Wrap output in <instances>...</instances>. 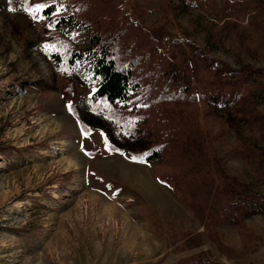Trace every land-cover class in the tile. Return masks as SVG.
<instances>
[{"label":"rangeland","instance_id":"rangeland-1","mask_svg":"<svg viewBox=\"0 0 264 264\" xmlns=\"http://www.w3.org/2000/svg\"><path fill=\"white\" fill-rule=\"evenodd\" d=\"M120 1L137 19L140 0ZM249 1L245 13L223 17L168 0L166 10L145 11L142 23L176 66L190 58L194 45L235 69L264 74V0ZM40 2L0 0V264H180L203 253L225 264H264V213L247 215L243 228L216 223V237L227 248L248 251L229 258L181 195L159 178L158 163L129 151L155 136L130 139L92 109L89 59L79 62L73 91L63 95L66 78L50 56L47 20L26 7L36 10ZM67 35L81 49L91 46L83 27ZM173 39L184 48L170 46ZM263 74L243 87L258 97L257 121L232 105L202 100L196 116L209 156L242 181L244 200L264 191V177L237 152L247 139L263 150L264 167ZM210 76L203 71L204 82L194 79L196 86L207 88ZM29 81L36 85H21ZM110 139L125 149L111 150ZM194 235L201 245L189 242Z\"/></svg>","mask_w":264,"mask_h":264},{"label":"trees","instance_id":"trees-1","mask_svg":"<svg viewBox=\"0 0 264 264\" xmlns=\"http://www.w3.org/2000/svg\"><path fill=\"white\" fill-rule=\"evenodd\" d=\"M184 1L223 17L245 13L250 5L249 0ZM167 3L168 0H140L137 19L131 17L120 0H41L39 5L45 7L38 11L32 6L26 7L36 18L47 20L50 56L66 78L63 95L73 91L79 62L89 59L93 71L91 80L95 86L90 100L92 109L111 119L115 128L130 139L155 136L156 140L148 141L145 147L128 148L129 151L135 158L157 162L159 178L172 186L193 214L205 223L219 249L231 259L243 257L248 251L239 254L227 248L216 237L214 227L222 221L243 228L247 215L264 213V191L253 193L245 200L240 197L242 181L229 175L216 157L209 156L196 116L198 103L202 100L220 107L232 105L243 112L249 122L257 121L253 105L258 97L245 92L243 87L257 74H263V70L235 69L190 42V58H183L176 66L142 23L145 11L166 10ZM254 18L252 16V20ZM82 27L90 36L91 46L86 49L75 45L67 35ZM175 44L184 48L179 39L169 42L170 46ZM203 71L211 73L207 88L198 87L194 82V79L198 83L204 82ZM21 85H36V82ZM181 105L190 109L183 110ZM70 106L80 125L86 128L77 109ZM206 111L211 113L210 109ZM109 148L119 152L125 149L111 139ZM237 152L264 177L262 149L244 139ZM188 240L196 245L203 243L199 235ZM256 240V237L251 239L249 248ZM180 264L225 263L203 253Z\"/></svg>","mask_w":264,"mask_h":264},{"label":"snow or ice","instance_id":"snow-or-ice-1","mask_svg":"<svg viewBox=\"0 0 264 264\" xmlns=\"http://www.w3.org/2000/svg\"><path fill=\"white\" fill-rule=\"evenodd\" d=\"M43 7H45V5H37L36 6V10L38 11L40 8H43ZM35 18V17H34ZM69 107H71L70 105H69Z\"/></svg>","mask_w":264,"mask_h":264}]
</instances>
